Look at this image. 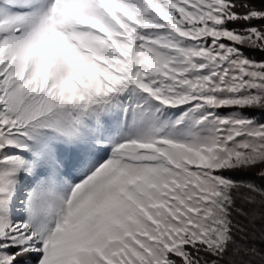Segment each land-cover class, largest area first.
<instances>
[{"label":"snow or ice","instance_id":"snow-or-ice-1","mask_svg":"<svg viewBox=\"0 0 264 264\" xmlns=\"http://www.w3.org/2000/svg\"><path fill=\"white\" fill-rule=\"evenodd\" d=\"M264 0H0V264H264Z\"/></svg>","mask_w":264,"mask_h":264},{"label":"trees","instance_id":"trees-1","mask_svg":"<svg viewBox=\"0 0 264 264\" xmlns=\"http://www.w3.org/2000/svg\"><path fill=\"white\" fill-rule=\"evenodd\" d=\"M252 55H256L258 59L264 58V53H250Z\"/></svg>","mask_w":264,"mask_h":264}]
</instances>
